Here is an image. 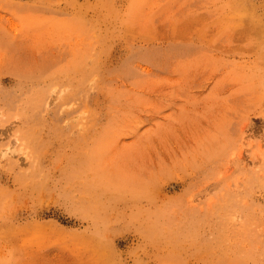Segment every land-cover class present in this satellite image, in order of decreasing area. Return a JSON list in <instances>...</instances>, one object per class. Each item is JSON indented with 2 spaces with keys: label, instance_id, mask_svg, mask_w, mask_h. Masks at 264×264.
<instances>
[{
  "label": "rangeland",
  "instance_id": "1",
  "mask_svg": "<svg viewBox=\"0 0 264 264\" xmlns=\"http://www.w3.org/2000/svg\"><path fill=\"white\" fill-rule=\"evenodd\" d=\"M0 264H264V0H0Z\"/></svg>",
  "mask_w": 264,
  "mask_h": 264
}]
</instances>
